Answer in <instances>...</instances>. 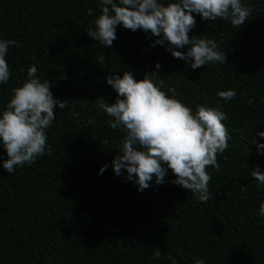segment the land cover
<instances>
[{
	"label": "trees",
	"instance_id": "obj_1",
	"mask_svg": "<svg viewBox=\"0 0 264 264\" xmlns=\"http://www.w3.org/2000/svg\"><path fill=\"white\" fill-rule=\"evenodd\" d=\"M100 2L0 0V40L17 42L5 57L10 78L0 84V112L32 65L54 97L66 100L64 109L54 108L45 154L33 164L9 174L0 141V264H171L169 254L177 264H264V184L251 176L256 167L264 173V137L257 135L264 131V0H242L252 13L239 28L193 13L189 38L214 39L226 52L224 64L199 69L174 58L168 42L151 46L158 37L142 29L118 25L108 48L89 37ZM128 70L137 80L155 72L161 90L171 97L173 89L193 113L206 105L226 114L230 147L217 155L219 171L206 168L214 199L200 202L170 183V169L163 184L153 177L143 192L126 170L114 174L125 133L109 127L112 118L96 100L115 103L106 78ZM229 89L234 99L218 97Z\"/></svg>",
	"mask_w": 264,
	"mask_h": 264
},
{
	"label": "clouds",
	"instance_id": "obj_2",
	"mask_svg": "<svg viewBox=\"0 0 264 264\" xmlns=\"http://www.w3.org/2000/svg\"><path fill=\"white\" fill-rule=\"evenodd\" d=\"M99 7L101 14L94 21L95 27L86 30L89 37L108 48L117 39L118 25L132 31L142 29L158 37L151 46L168 42L167 51L192 69L226 61L225 50H219L214 39L189 38L196 25L193 13L212 22L218 18L230 21L237 28L244 25L252 13L251 6L243 4L242 0H169L166 5L162 0H101ZM88 11L91 15L92 10ZM14 44L17 42L0 40V84L10 78L5 57L9 45ZM186 45L190 46L187 52L176 50ZM155 67L159 70L160 64ZM37 71L35 65L29 66L26 81L12 89V97L0 112V141L8 157L3 169L9 174H14L17 166L31 165L45 154L46 130L56 118L54 108L66 107V100L54 97L50 91L52 85L48 80L41 81ZM159 78L155 72H146L142 80H137L130 70L124 71L122 77L112 73L106 78L107 84L117 92L115 103L108 104L103 98L96 101L112 118L108 120L109 127L125 133L122 148L112 161L114 174L120 176L122 170H126L127 181L137 184V190L143 192L153 177L156 185L163 184L170 169L176 177L170 183L183 187L198 201L206 203L214 199L209 190L211 176L206 168L212 166L219 171L217 155L230 147L228 141L232 137L222 123L226 114L219 106L206 105H197L193 113L191 107L177 99L178 94L173 89L168 90L171 97L161 90L156 83ZM217 95L227 101L234 99L236 92L229 89ZM248 102L251 104L252 100ZM257 135L264 137V131ZM260 148L264 145H258V151ZM107 167L105 164L100 173ZM251 176L264 184V173L259 167L251 171ZM260 214L264 215V203L260 205ZM153 256L162 258L161 250L154 248ZM168 259L171 264H177L171 254ZM195 264H205V260H196Z\"/></svg>",
	"mask_w": 264,
	"mask_h": 264
}]
</instances>
